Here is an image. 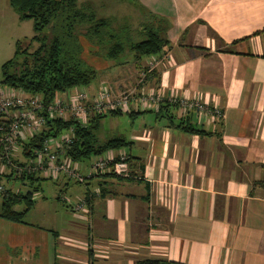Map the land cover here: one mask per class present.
Masks as SVG:
<instances>
[{
	"label": "crops",
	"instance_id": "0c3cea01",
	"mask_svg": "<svg viewBox=\"0 0 264 264\" xmlns=\"http://www.w3.org/2000/svg\"><path fill=\"white\" fill-rule=\"evenodd\" d=\"M133 4L167 20L169 44L100 73L114 95L162 98L156 109L132 105V114H122L119 136L127 145L119 151L140 178L92 179L81 187L84 196L67 198L71 206L63 194L80 187L53 179L57 203H37V194L25 216L32 221L0 218V264H264V0ZM152 60L159 63L139 82ZM109 72L117 75L105 77ZM175 97L200 99L221 117L181 118L169 101ZM187 125L204 132L187 133ZM101 182L106 191L92 198L86 215L74 212Z\"/></svg>",
	"mask_w": 264,
	"mask_h": 264
},
{
	"label": "trees",
	"instance_id": "16d2710c",
	"mask_svg": "<svg viewBox=\"0 0 264 264\" xmlns=\"http://www.w3.org/2000/svg\"><path fill=\"white\" fill-rule=\"evenodd\" d=\"M131 1L135 2V0ZM8 3L21 21L31 20L33 22L34 36L29 40L17 41L13 58L1 66L0 84L5 89H14L29 96H39L44 105H49L57 96L71 90L88 87L96 78L98 72L96 73V70L81 57L85 51V45L81 43L82 39L88 44L98 45L103 57L109 60L116 59L128 51L132 54V60L141 61L145 57L162 53L169 44L165 37L167 20L154 14L151 15L150 12L147 13L152 17L153 22L143 21L136 29L130 26V30L129 26H124L115 30L112 29V22L108 18L97 17L95 8L102 9L101 0H98L97 4L82 2V0H8ZM33 43L37 45L36 48L32 47ZM142 72H146V79L153 73V70L147 72L145 67L140 74ZM160 104L157 107H160ZM138 110L142 111L137 108ZM121 114L132 113L115 111L97 114L89 119L86 127L80 126L72 119L48 120L42 131L18 145L24 148L26 156L33 157L34 152L41 147L45 139L58 137L73 128L74 140L65 148L64 154L72 162L87 166L91 158H98L107 152H118L117 155L111 156L110 165L122 160L128 166L126 177L104 173L75 183L86 186L92 179L140 178L139 174L132 172L130 155L124 150L119 151L126 147V141L120 136L104 139L97 134L104 117ZM182 129L191 134L204 132L188 125ZM86 161L88 163L85 164ZM3 177L4 184L19 180L24 186L29 185L30 190L25 194L18 190L13 192L10 189L0 195V218L17 223L23 222L34 206V196L39 190L36 184L41 180L56 182L50 177H38L34 174H21L20 176L8 174ZM98 186V192L91 193L90 190L85 193L84 198L88 208L93 197L103 195L106 191L104 183L101 182ZM17 204H23V209L16 210ZM136 264L181 263L143 260L137 261Z\"/></svg>",
	"mask_w": 264,
	"mask_h": 264
},
{
	"label": "built area",
	"instance_id": "2783aa9c",
	"mask_svg": "<svg viewBox=\"0 0 264 264\" xmlns=\"http://www.w3.org/2000/svg\"><path fill=\"white\" fill-rule=\"evenodd\" d=\"M156 61H150L146 71L154 69ZM146 72H142L139 82L144 81ZM162 98L154 93L121 92L111 97L110 88L100 86L92 97L82 88L71 90L57 96L49 105H44L39 96H29L14 89H0V183L4 175H37L58 179L60 177L75 182H83L92 176L113 173L120 177L128 175V166L122 160L110 165L111 156L93 158L87 166L72 162L67 158L65 148L74 140L73 128L64 136L49 137L34 152L33 157L26 156L24 148L18 144L38 134L48 120H74L86 127L89 119L97 114L121 111L130 113L132 105L140 110H152L159 106ZM170 102L179 105L181 117L191 113L221 117L217 108L197 98H171ZM109 158V159H108ZM10 189L0 184V195ZM64 201L71 206L66 198ZM87 205L83 197L73 204L74 212L86 215Z\"/></svg>",
	"mask_w": 264,
	"mask_h": 264
},
{
	"label": "rangeland",
	"instance_id": "374dc122",
	"mask_svg": "<svg viewBox=\"0 0 264 264\" xmlns=\"http://www.w3.org/2000/svg\"><path fill=\"white\" fill-rule=\"evenodd\" d=\"M102 1V9L95 8L97 10V17L99 18L102 16L103 18H108L112 22V29L118 30L121 29L124 26H129L128 29H130V26L132 29H136L141 22H153L152 17L149 16L147 12H150L151 15L153 14L149 9V11H143L141 10L138 5L134 6L133 2L131 0H101ZM82 2H94V4L98 2V0H82ZM138 2V0H137ZM139 6L141 7L140 3ZM33 22L31 20H25L21 21L18 18V15L12 10V8L9 6L8 0H0V81H1V66L13 58L15 54V45L17 41H24L29 40L34 36L33 32ZM131 30V29H130ZM82 45H85V51H83V55L81 56L82 59L85 60V62L93 67L96 70V78L92 81V83L88 87H82L87 93L91 94L95 91L97 92L98 88L100 86H106L107 88H110L112 86L111 82L109 80H106L107 82L103 81V75L100 73L102 69L105 70V68L109 66H120L122 67V62L127 61L128 58L132 56L131 52H124L116 59H107L103 57L102 51L99 50L98 45H92L88 44L87 41H84V39L81 40ZM32 47H37L35 43L32 44ZM31 50V49H30ZM132 58V57H131ZM159 63V60L156 61L155 66ZM148 66V65H147ZM145 66V67H147ZM108 76L110 77L113 75H117L116 72H109ZM110 84V85H109ZM0 89H4L0 84ZM114 90V88L112 87ZM112 89L110 88L111 97L116 96L112 93ZM94 93V95H95ZM119 94V93H118ZM191 99V98H190ZM122 118H125V116L121 115H115V116H106L101 120V126L98 131V135L103 137L104 139H109L114 136L122 135ZM65 134H62L61 136H64ZM65 154V153H64ZM34 155V154H33ZM93 159V158H91ZM85 164L88 163V161L84 162ZM16 176V175H15ZM39 177V176H38ZM42 177V176H41ZM25 182V181H24ZM71 182L70 187H80L75 190L77 192L72 193L70 191L63 194L64 198H73L75 197H82L84 196L82 193L83 188L82 185H78L75 183V181L71 180L68 181ZM5 181H1V185L5 186L7 189L13 190V192H16L17 190L25 194L27 191H29V185L24 186L22 181L19 180H13L7 184H4ZM39 186V190L37 192L38 198L37 203L48 199L50 202L55 203V195H59V188L50 180H41L37 184ZM76 194V195H75ZM40 198V199H39ZM39 199V200H38ZM57 203V202H56ZM59 204V203H58ZM59 210V216L61 214H64L65 208L59 204L58 205ZM0 207H1V198H0ZM24 207L23 204H17L16 210L20 211ZM78 214V213H77ZM40 217V215H39ZM25 222L32 221V219H29V217L24 218ZM33 221H37V216L34 218ZM87 223V222H86ZM86 225V224H85ZM88 227L89 223H88Z\"/></svg>",
	"mask_w": 264,
	"mask_h": 264
}]
</instances>
